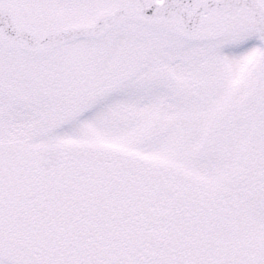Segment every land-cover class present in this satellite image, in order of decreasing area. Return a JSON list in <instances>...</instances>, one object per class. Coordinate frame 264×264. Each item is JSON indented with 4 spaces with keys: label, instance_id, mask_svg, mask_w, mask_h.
<instances>
[{
    "label": "snow or ice",
    "instance_id": "1",
    "mask_svg": "<svg viewBox=\"0 0 264 264\" xmlns=\"http://www.w3.org/2000/svg\"><path fill=\"white\" fill-rule=\"evenodd\" d=\"M0 264H264V0H0Z\"/></svg>",
    "mask_w": 264,
    "mask_h": 264
}]
</instances>
